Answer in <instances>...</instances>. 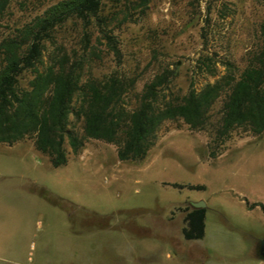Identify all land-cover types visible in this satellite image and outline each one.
<instances>
[{"label":"rangeland","instance_id":"1","mask_svg":"<svg viewBox=\"0 0 264 264\" xmlns=\"http://www.w3.org/2000/svg\"><path fill=\"white\" fill-rule=\"evenodd\" d=\"M60 1L11 0L0 13V43ZM102 2L103 15L125 5L129 16L110 25L119 63L104 41L95 42L93 28L101 59L91 74L134 77L138 88L159 67L175 63L173 91H186L189 77L196 88L212 82L193 72L201 52L242 68L264 26V0H146L144 7L136 5L140 0ZM81 35V23L70 19L57 41L72 54L80 52ZM66 151L67 163L54 168L33 137L0 143V264H208L203 244L210 248L209 264H254L264 212L249 205L264 206V133H233L215 159H209L208 133L181 120L162 125L138 164L119 161L115 145L93 139L77 155ZM201 201L208 206L207 236L195 249L183 239L179 217ZM71 231L87 237L70 243Z\"/></svg>","mask_w":264,"mask_h":264},{"label":"trees","instance_id":"2","mask_svg":"<svg viewBox=\"0 0 264 264\" xmlns=\"http://www.w3.org/2000/svg\"><path fill=\"white\" fill-rule=\"evenodd\" d=\"M10 1L0 0V13ZM102 1H60L0 43V143L33 137L35 148L58 168L68 161L66 146L77 155L91 139L115 145L119 161L141 163L168 121L181 120L193 131L207 132L209 159L218 156L216 149L233 133H264V26L242 68L230 60L219 64L214 53L201 52L193 72L212 82L196 88L189 77L186 91H173L180 65L175 63L173 68L159 67L138 88L134 77L91 74L93 63L101 59L92 44L93 28L98 33L95 42L104 41L119 63V41L110 25L120 15L124 20L129 16L125 5L103 15ZM136 5L144 7L146 0ZM70 19L82 25L80 52L72 54L57 41L59 29ZM256 206L264 212L262 204L249 205ZM185 211L183 238H203L206 208Z\"/></svg>","mask_w":264,"mask_h":264},{"label":"crops","instance_id":"3","mask_svg":"<svg viewBox=\"0 0 264 264\" xmlns=\"http://www.w3.org/2000/svg\"><path fill=\"white\" fill-rule=\"evenodd\" d=\"M191 206H192V204H191ZM205 208H206V213H207L208 206H206ZM184 216L179 217L180 222H181V225H180L181 235H182V229H183V227L185 225L184 224ZM68 219H70V217ZM172 220H168V218H167V221H172ZM206 236H207V231H206V214H205V230H204V236H203V238L197 239V240H185V241H187L186 243L188 245H190L189 246L190 248H195L198 243H203V241L206 238ZM69 237L71 238V240L69 241L70 243H81L82 244V240H80V239L83 238V237H87V234H85L84 232H80V231H71ZM182 237H183V235H182ZM258 246L256 247V250L254 252V254H255L254 255V261H255L254 264H264V257L259 254ZM199 249L204 254L203 255V258H204L203 261H204V263H208L209 264V257L211 256L210 255V252H209L210 251L209 246L206 245V244H203Z\"/></svg>","mask_w":264,"mask_h":264},{"label":"water","instance_id":"4","mask_svg":"<svg viewBox=\"0 0 264 264\" xmlns=\"http://www.w3.org/2000/svg\"><path fill=\"white\" fill-rule=\"evenodd\" d=\"M192 206H193V208H197V209L206 207L205 203H203L202 201L201 202H197V203H193ZM263 257H264V255H263Z\"/></svg>","mask_w":264,"mask_h":264},{"label":"flooded vegetation","instance_id":"5","mask_svg":"<svg viewBox=\"0 0 264 264\" xmlns=\"http://www.w3.org/2000/svg\"><path fill=\"white\" fill-rule=\"evenodd\" d=\"M258 251L260 255H264V239L263 242H260V245L258 246Z\"/></svg>","mask_w":264,"mask_h":264}]
</instances>
